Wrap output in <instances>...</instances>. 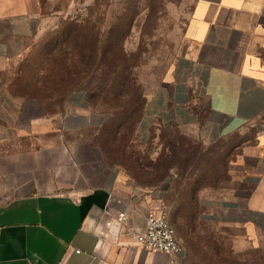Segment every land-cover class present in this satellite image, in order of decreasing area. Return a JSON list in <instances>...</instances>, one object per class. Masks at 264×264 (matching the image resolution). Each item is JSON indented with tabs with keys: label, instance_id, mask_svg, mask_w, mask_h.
<instances>
[{
	"label": "crops",
	"instance_id": "obj_1",
	"mask_svg": "<svg viewBox=\"0 0 264 264\" xmlns=\"http://www.w3.org/2000/svg\"><path fill=\"white\" fill-rule=\"evenodd\" d=\"M75 1L0 0V264H168L169 257L137 247L124 228L114 236L104 226L124 211L129 226L143 231L163 190L136 187L98 160L93 163L103 176L87 187L92 178L67 140L99 124L84 92L72 94L52 118L14 83V66L28 43L70 17ZM181 1V51L146 95L135 134L146 142L153 127L177 128L208 145L249 132L234 163L238 187L201 199L206 221L244 241L264 233V0ZM85 150L95 153L90 143ZM65 166L54 178L53 170ZM176 260L189 264L186 257Z\"/></svg>",
	"mask_w": 264,
	"mask_h": 264
},
{
	"label": "rangeland",
	"instance_id": "obj_2",
	"mask_svg": "<svg viewBox=\"0 0 264 264\" xmlns=\"http://www.w3.org/2000/svg\"><path fill=\"white\" fill-rule=\"evenodd\" d=\"M75 5L77 10L70 17L44 27L28 43L26 51L14 66V83L22 85L20 93L37 101L42 115L53 118L62 114L68 98L81 91L94 115L104 118L103 122L85 129L80 135L67 136L69 145L77 147L73 158L79 164H84V175L92 178L87 187L98 184L103 176L102 169L96 168V163H93L98 160L102 166L120 174L136 187L144 190L162 189L177 240L186 249V261L189 264H264V233L252 234L250 239L237 241L232 238L230 229L206 221L202 215L201 199L204 195L218 197L238 187L233 183L235 172L237 173L234 163L241 153V147L235 145L249 139V132L208 145L183 134L177 128L153 127L146 142H140L135 133H129L123 151L127 164L105 163L98 146L104 128L117 119L119 112L106 99L105 102L98 100L95 105H91V102L89 104V94L97 88L119 91L123 85V90L129 95L132 89L137 90L140 106L144 109L146 95L157 87L165 71L181 51L185 16L182 1L76 0ZM46 8L42 10L44 16L49 14ZM73 22L83 25L82 38L76 47L84 41L88 43L95 50L92 54L95 61L86 67L87 76L83 79L75 80L72 85H65L66 78H61L56 85L55 80L60 74L51 70L58 67L61 71L64 67L71 66L72 61H76L73 45H62L63 36L70 30V23ZM61 52L66 54L62 56L63 61L54 62ZM260 68L264 77V67ZM69 80L67 78V83ZM58 89L70 92L62 99L55 93ZM34 115L35 112L29 107L26 116L30 118ZM172 140H179L184 145L190 143V146L198 148L196 156L203 157L199 166L201 168L207 160L216 161L214 169L217 174L214 172L209 174L210 177L207 175V180L204 181L207 185L198 189L194 200L187 206V220L175 218L179 209L178 192L184 186L187 173L182 177L181 171L170 169L167 179L157 181L152 175L153 170L145 166L148 162L154 163L166 152L165 142ZM87 143L95 148L94 154L85 150ZM128 164L138 168L135 174L139 181L132 178L134 173L127 170ZM66 168L67 166L61 171L53 170L54 178L66 172ZM179 182L182 184L177 191ZM51 188L59 192L62 187L55 184ZM187 197V201L190 200L189 194Z\"/></svg>",
	"mask_w": 264,
	"mask_h": 264
},
{
	"label": "trees",
	"instance_id": "obj_3",
	"mask_svg": "<svg viewBox=\"0 0 264 264\" xmlns=\"http://www.w3.org/2000/svg\"><path fill=\"white\" fill-rule=\"evenodd\" d=\"M70 25V30H68L63 36L62 45L66 46L68 43L73 45L76 61H72L71 66H68L69 68L64 67L61 71L58 70V67L51 70V72L60 74L57 76L55 83L59 82L61 78H66L65 85H72V82L75 80H80L87 76L88 69L86 67L91 66L95 61V59H92V54L95 50L93 51V48H91L90 45H87L88 43L86 44L84 41L79 47H76L77 43H79L82 38L83 25L77 24L76 22L70 23ZM60 50L61 48H59V51ZM63 55L66 54L61 52L59 57L54 59V62L61 63V61H63ZM67 78L70 79L68 83ZM64 92H66V94H64ZM69 92V90L58 89L55 93L59 94L57 97L63 99V97H65ZM87 99H89V104L91 102V105H95V103L100 99L103 102L108 100L112 108L118 109L119 115L117 119L110 126L104 128L99 138L98 146L105 163H109L111 165L115 163L127 164L128 162L127 160H124L125 154L123 152L127 142V136L129 133L132 135L135 133L136 127L144 113V109L139 103L140 95L137 93V90L132 89L131 94L129 95L128 92L123 90V85L119 91L97 88L96 91L89 94ZM234 136L238 135H233L226 139ZM240 145L241 144H236L235 147ZM164 148L166 152H163L154 163L148 162L145 166L153 170L154 173L152 175H154V179L157 181L167 179L170 169L181 171L182 177L187 173L183 184L184 186L181 188V191L178 192L177 199L179 200V209L177 210L178 213L175 214L176 219L187 220L188 215L185 213L187 206H190V202L194 200V196L198 189L203 185H207L204 181L207 180V175H212L215 172L214 164H216V161L214 160L213 162L212 160H207L204 167H199L202 163L201 161L203 160V157L201 155H199V157L196 156L198 148L190 146V143H186L184 145L179 140L166 141ZM127 170L134 173L132 178L135 181H139L138 175L135 174V172L138 171V168L135 165L128 164ZM214 174H217V172ZM211 175H209V177ZM217 180L218 178H216V181ZM150 182L153 181H148V183ZM181 184V182L177 184V191L179 190ZM188 194L191 197L190 200L187 201ZM163 201L166 204L164 195Z\"/></svg>",
	"mask_w": 264,
	"mask_h": 264
},
{
	"label": "built area",
	"instance_id": "obj_4",
	"mask_svg": "<svg viewBox=\"0 0 264 264\" xmlns=\"http://www.w3.org/2000/svg\"><path fill=\"white\" fill-rule=\"evenodd\" d=\"M103 122V117H97ZM156 201V207L151 208L145 215L143 231L132 229L129 226L127 213L121 211L109 218L104 226L114 233L122 227L130 234L136 246L145 253L163 254L169 257L168 264H177V257H186V249L176 238L175 229L170 221L169 208L163 201V195ZM78 252V251H77Z\"/></svg>",
	"mask_w": 264,
	"mask_h": 264
}]
</instances>
